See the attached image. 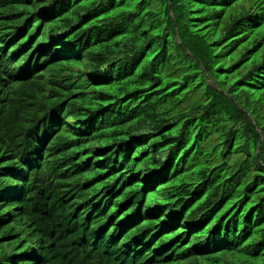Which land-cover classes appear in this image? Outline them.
Returning <instances> with one entry per match:
<instances>
[{"label": "trees", "instance_id": "1", "mask_svg": "<svg viewBox=\"0 0 264 264\" xmlns=\"http://www.w3.org/2000/svg\"><path fill=\"white\" fill-rule=\"evenodd\" d=\"M0 264H264V0H0Z\"/></svg>", "mask_w": 264, "mask_h": 264}, {"label": "bare ground", "instance_id": "2", "mask_svg": "<svg viewBox=\"0 0 264 264\" xmlns=\"http://www.w3.org/2000/svg\"><path fill=\"white\" fill-rule=\"evenodd\" d=\"M257 1V0H256ZM5 109V108H4Z\"/></svg>", "mask_w": 264, "mask_h": 264}]
</instances>
